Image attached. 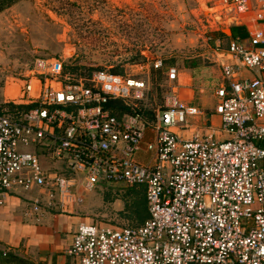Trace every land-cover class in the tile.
<instances>
[{
	"label": "built area",
	"instance_id": "obj_1",
	"mask_svg": "<svg viewBox=\"0 0 264 264\" xmlns=\"http://www.w3.org/2000/svg\"><path fill=\"white\" fill-rule=\"evenodd\" d=\"M205 3L212 24L257 26L244 41L212 40L222 81L212 88L218 124H202L204 133L193 124L204 112L181 98L176 68L159 58L150 62L165 76L155 108L140 78L96 70L75 79L42 58L19 96L0 100V205L37 190L30 217L63 213L99 186L144 189L142 225L78 224L65 250L78 264H264V0ZM243 70L255 75L238 77ZM117 102L127 111L112 113Z\"/></svg>",
	"mask_w": 264,
	"mask_h": 264
},
{
	"label": "rangeland",
	"instance_id": "obj_2",
	"mask_svg": "<svg viewBox=\"0 0 264 264\" xmlns=\"http://www.w3.org/2000/svg\"><path fill=\"white\" fill-rule=\"evenodd\" d=\"M204 4V0H17L0 11V98L18 96L33 61L42 58L60 60L75 79L86 80L96 70L141 78L149 85L145 105L155 108L165 84L164 69L153 71L150 62L159 58L164 66L176 68L181 98L204 114L213 113L212 88L221 75L212 40L220 33L229 36V27L222 21L212 24ZM128 188L94 189L82 195L77 212L87 222L138 226L136 215L126 209Z\"/></svg>",
	"mask_w": 264,
	"mask_h": 264
},
{
	"label": "crops",
	"instance_id": "obj_3",
	"mask_svg": "<svg viewBox=\"0 0 264 264\" xmlns=\"http://www.w3.org/2000/svg\"><path fill=\"white\" fill-rule=\"evenodd\" d=\"M204 1L206 2V0ZM204 6L205 10H207L206 3ZM209 15L210 14L208 12L207 18H209ZM223 23H226L229 27V36L220 33L218 37L224 43L228 40L235 39L231 35V28L233 26L243 27L246 33V38L248 36V30L257 26V24L252 21V18H246L244 22H236L233 24L228 22ZM253 75L255 74L252 71L243 70L238 73V77L249 78ZM221 81L222 78L220 82ZM220 82H218V84ZM18 96L14 98L2 96L0 100H15ZM183 100L185 101V99ZM185 102L191 104L190 102ZM208 121L214 125L218 124L217 116L211 111H207L204 118L195 120L193 124L201 127L202 124H205ZM173 131L180 136L184 135L187 137L189 135L188 132H181L175 128ZM199 131L204 133L205 129L201 127ZM151 157L152 156H149L148 153L142 152L136 156V160L141 164H146L148 161H150ZM41 158H43L41 165L44 168L49 170H51V168H57V165L51 166L48 164L49 161L46 158ZM102 187L103 186H99L96 189H100ZM19 191L8 193L5 196L4 203L0 205V251H12L21 255H25L35 264H78L76 260L65 256V250L68 248V246H70L72 236L78 224L87 222L86 219L77 212V210L81 207L84 197L81 196L82 198L80 197L78 202L67 205L65 212L63 213H59L56 209H51L43 210L40 214L30 215L29 217L27 215L29 212V200L39 192L37 190H33L31 192H23L21 190ZM36 217H38L37 221L34 220Z\"/></svg>",
	"mask_w": 264,
	"mask_h": 264
},
{
	"label": "trees",
	"instance_id": "obj_4",
	"mask_svg": "<svg viewBox=\"0 0 264 264\" xmlns=\"http://www.w3.org/2000/svg\"><path fill=\"white\" fill-rule=\"evenodd\" d=\"M17 0H0V11L11 5ZM231 35L233 38H237L239 40H244L246 38V33L243 27L233 26L231 28ZM110 72V71H109ZM111 73L115 74L111 71ZM117 75V74H116ZM112 107V113L121 114L126 110L125 107L119 102L110 103ZM127 196L129 197V204L126 205L127 211L131 215H136L135 219L137 221L138 226L142 225L144 221L148 218V213L146 209L145 203V194L144 189L142 187H131L128 188ZM137 227V226H134ZM0 264H30L18 254L12 251L3 252L0 251Z\"/></svg>",
	"mask_w": 264,
	"mask_h": 264
}]
</instances>
